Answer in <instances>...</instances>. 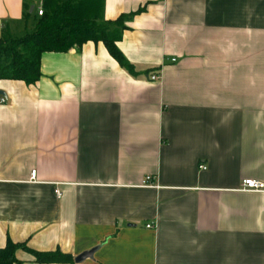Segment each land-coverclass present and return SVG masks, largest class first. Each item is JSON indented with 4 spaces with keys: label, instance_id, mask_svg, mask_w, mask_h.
Segmentation results:
<instances>
[{
    "label": "crops",
    "instance_id": "0c3cea01",
    "mask_svg": "<svg viewBox=\"0 0 264 264\" xmlns=\"http://www.w3.org/2000/svg\"><path fill=\"white\" fill-rule=\"evenodd\" d=\"M44 1L0 0V40L33 32ZM100 10L124 18L117 46L135 75L88 42L44 54L34 85L0 80V249L264 264V190L241 187L264 184V0ZM16 259L39 264L27 249Z\"/></svg>",
    "mask_w": 264,
    "mask_h": 264
},
{
    "label": "trees",
    "instance_id": "16d2710c",
    "mask_svg": "<svg viewBox=\"0 0 264 264\" xmlns=\"http://www.w3.org/2000/svg\"><path fill=\"white\" fill-rule=\"evenodd\" d=\"M43 14L33 32L13 39L4 36L0 40V80L21 81L34 85L41 79V60L46 53H68L82 48L88 42L103 43L112 58L130 74L135 75L133 65L117 46L120 18L117 21L101 19L100 0H45ZM18 249H27L39 264H73L70 254L59 250L36 252L25 245L8 240L0 249V264H16Z\"/></svg>",
    "mask_w": 264,
    "mask_h": 264
},
{
    "label": "built area",
    "instance_id": "2783aa9c",
    "mask_svg": "<svg viewBox=\"0 0 264 264\" xmlns=\"http://www.w3.org/2000/svg\"><path fill=\"white\" fill-rule=\"evenodd\" d=\"M38 14L41 16L43 14V10H39ZM173 61H175V60H173ZM158 79H159L158 76L152 77V81H157ZM0 103L4 104V103H6V100L4 98H1ZM202 169L205 170L206 168L203 166ZM35 176H36V172L33 171L31 173L30 180L32 179V181H34ZM152 180H153V177L148 176L143 180L142 185H153ZM241 187H242V190H244V191H261V190H264V184L262 182L254 181V180H244L242 182ZM55 193L57 194V196L61 195L59 193V191H55ZM151 227H152V225L147 226V228H151Z\"/></svg>",
    "mask_w": 264,
    "mask_h": 264
},
{
    "label": "water",
    "instance_id": "95a60500",
    "mask_svg": "<svg viewBox=\"0 0 264 264\" xmlns=\"http://www.w3.org/2000/svg\"><path fill=\"white\" fill-rule=\"evenodd\" d=\"M97 249L98 248L92 249L88 252H84L81 255L77 256L75 258V263L80 264V263L85 262L88 259H93V256H94L95 252L97 251Z\"/></svg>",
    "mask_w": 264,
    "mask_h": 264
}]
</instances>
